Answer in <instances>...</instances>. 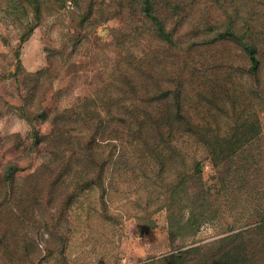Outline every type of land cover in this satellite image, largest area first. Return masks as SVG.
I'll return each instance as SVG.
<instances>
[{
	"label": "rangeland",
	"instance_id": "obj_1",
	"mask_svg": "<svg viewBox=\"0 0 264 264\" xmlns=\"http://www.w3.org/2000/svg\"><path fill=\"white\" fill-rule=\"evenodd\" d=\"M157 1L175 8L177 0ZM183 1L186 5L173 9L174 22L181 14L179 41L193 49L176 48L174 57L183 56L186 68L207 69L203 96L215 98L199 99L197 90H186L185 110L205 122L206 139H193L192 129L175 133L179 151L160 166L153 156L144 158L148 149L138 143L115 150L105 140L108 117L102 114V120L90 104L106 88L110 68H126L124 35L134 45L125 43L126 50L139 49L132 34L142 28L139 0H0V176L15 168L16 188L24 192L16 210L0 199V264H182L175 259L188 251L185 264H195L212 244L239 231L252 232L247 236L255 239L252 251L263 252L264 233L254 227L264 220V97L250 82L236 40L207 42L230 16L238 18V26L264 23V0ZM46 68L56 73L42 78L44 87L35 94V76ZM260 71L264 83V68ZM31 96L34 103L25 108ZM39 103L64 115L73 139L85 141L84 133L101 126L97 153L107 164L104 186L84 185L87 179L75 171L55 187L44 182L49 156L40 138L54 124L36 117ZM86 109L90 116H83ZM75 112L83 121L73 127ZM240 126L259 138L245 147L249 152L241 161L223 158L214 165L208 145L221 153L236 148L241 144L226 141L241 138ZM184 160L200 163L203 188L178 191L186 197L182 208L189 207L183 211L175 203L174 167L188 171ZM194 206L203 215L191 228L185 222Z\"/></svg>",
	"mask_w": 264,
	"mask_h": 264
},
{
	"label": "trees",
	"instance_id": "obj_2",
	"mask_svg": "<svg viewBox=\"0 0 264 264\" xmlns=\"http://www.w3.org/2000/svg\"><path fill=\"white\" fill-rule=\"evenodd\" d=\"M177 3L186 5L183 0L175 1V8H172L174 5L170 2L161 4V1L157 0H139L138 12L140 18H138V22H141L142 28H137L135 32H132L134 38L140 44L138 46L137 43L135 47L137 46L139 49L136 52L126 50L125 43L128 44V47L134 45L132 44L133 38L125 34L124 37L127 38L124 39L122 46L124 47L123 54L126 56L124 59L126 68H110L109 82L106 88L98 89L96 92L98 101L90 100V104L95 108V111L97 110L96 112L99 113L102 120L105 116L108 117V126L111 129L107 130L105 140L113 144L115 150L118 144L125 146L138 143V146L142 145L148 149L147 152L142 153L146 156L144 158L153 156L160 166L168 161L170 162L172 154H177L179 151L175 142V133L192 129L194 131L193 139L198 141L206 139L205 122L192 118L185 110L184 96L186 90H197L199 99H202V97L205 100L215 98L211 93V98H208L207 95L203 96V84L205 83L207 69L186 68L189 63L184 61L183 56L177 54L174 57V49L176 48L187 49L188 52L193 49L189 47L190 45L183 48L179 41V38L183 36L179 29L181 21L178 20L181 14H178V19L174 22L173 13V9L174 12L176 10ZM192 3L195 2L192 1ZM262 5H264V1ZM177 10L180 12V8H177ZM236 12L237 15L240 14L237 10ZM237 19L230 16L223 21L220 30L218 29L215 33V40L208 41L207 45L216 42L218 39L230 40L231 38L236 40L241 46V50H243L246 65L249 67L250 82L253 87H258V91H261V95L264 97L263 74L260 71V68H264V23L256 22L257 26L253 27V22L248 21L249 24L243 27L240 24L238 26ZM196 45H199V43ZM178 57H180V61L174 62ZM174 64H177L180 68L174 69ZM55 69L46 68L42 73L36 74L35 94L44 87L45 80L43 81L42 78L50 77V75L53 77L56 73ZM195 82H199V87H202L197 89L194 86ZM63 92L64 90L61 91L62 94ZM31 97L32 99L26 101L25 108L33 105L34 96ZM27 102H29L28 105ZM36 109L38 111L35 114L36 117L54 124L51 133L40 138L46 145L49 156L44 166V168L47 166L48 169L45 173L46 176H43L44 182L49 187H55L57 182L63 183L75 171L84 179H87V182L83 183L84 185L90 186L98 183L104 186V172L107 164L102 155L97 153V145L103 141L101 137L104 132L101 131V126L96 127L91 135L84 133L89 137L85 141L74 138L75 141L72 138L73 134L70 135L73 131L68 128L70 123L65 122L64 115L61 113L60 116L58 115V110L51 114V111L49 112L47 108H43L40 103ZM73 114L76 115V118L71 122V125L76 127L83 120L80 119V113L75 112ZM102 114H104V117ZM85 115L90 116L87 114V109L83 116ZM25 116L28 117V114ZM242 127H244V132L241 138L234 135L228 139L226 138L227 143H238L241 144L240 147L237 146L221 153L217 152L216 148H211L210 144L208 145L207 151L212 157L214 165L218 166L219 159L223 158H227L231 162L233 160L241 161L244 155L249 152L245 147L255 142L260 134L250 136L252 130L248 126H240L239 129H242ZM188 163L187 160L182 162L183 167L190 168L185 172L174 167V172L177 173V178L174 181L175 203H178L183 211L189 207L182 208L183 205L181 204L185 202L186 197L184 194L181 196L178 191L183 190L186 192L188 187L194 186L195 188H203L199 186L198 180L201 173L200 163L197 161L193 164ZM241 167L236 168L234 173H238ZM15 171L16 169L12 168L9 174H5L4 179L2 175L0 176L2 178V181H0V199L2 197L6 198L8 200L6 208L10 207L12 210H16L17 202H22L21 197L24 196L21 188L18 190L16 188L18 180L15 179L13 174ZM44 192L47 195L49 191L47 189ZM175 207L178 208V206ZM199 209L201 208L196 206L191 208L189 218L185 222L188 227L194 228L197 226V220L201 219L200 217L203 215L196 212ZM254 229L257 232L262 231L264 233V220ZM248 234H252V232L239 231L227 235L212 244V248H208L204 256L194 259L195 264H264V248L262 249L263 252L257 248L255 250V247L252 251L251 244L255 239L252 241L253 235L247 238ZM257 235L261 237L262 234ZM6 247L8 248L7 244ZM188 252L181 253V258L174 259L185 264L186 258H184V255Z\"/></svg>",
	"mask_w": 264,
	"mask_h": 264
}]
</instances>
